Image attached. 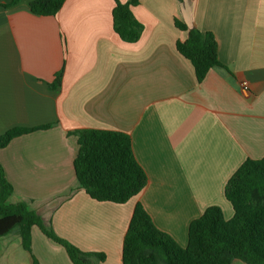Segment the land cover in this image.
<instances>
[{
    "label": "crops",
    "instance_id": "crops-1",
    "mask_svg": "<svg viewBox=\"0 0 264 264\" xmlns=\"http://www.w3.org/2000/svg\"><path fill=\"white\" fill-rule=\"evenodd\" d=\"M33 1L0 7V136L53 126L0 150L10 203H27L82 251L105 254L101 264H123L138 204L183 248L208 208L231 219L228 180L247 159L264 160V0H138L133 13L144 31L136 43L115 33L114 0H66L54 17L31 13ZM176 19L217 40L223 67L201 83L177 51L187 32ZM62 69L61 86L51 90ZM85 129L130 137L148 177L139 195L119 205L79 189V147L69 132ZM32 255L38 264H73L37 227ZM30 259L17 234L0 239V264Z\"/></svg>",
    "mask_w": 264,
    "mask_h": 264
},
{
    "label": "trees",
    "instance_id": "trees-1",
    "mask_svg": "<svg viewBox=\"0 0 264 264\" xmlns=\"http://www.w3.org/2000/svg\"><path fill=\"white\" fill-rule=\"evenodd\" d=\"M66 0H35L29 4L31 13L54 17ZM113 29L127 43L140 40L144 26L135 18L133 8L138 0L126 3L114 0ZM19 0H0V7L9 8ZM175 26L187 32L178 41V53L194 68L196 79L203 82L209 71L223 67L218 57V43L210 32L188 27L175 20ZM64 69L49 84L51 90L61 86ZM53 125L33 129L17 128L0 136V150L25 134L50 129ZM78 153L74 170L79 189L97 202L125 204L139 195L148 184V177L137 163L131 139L127 134L104 130H76ZM225 198L233 208V217L225 219L218 206L208 208L188 229V244L179 246L160 231L145 208L135 207L123 243V264H264V160L247 159L225 186ZM12 184L0 165V239L17 234L22 249L30 255V264H38L32 255V229L37 227L48 239L63 247L73 264H101L103 253L84 252L56 234L27 203H10Z\"/></svg>",
    "mask_w": 264,
    "mask_h": 264
},
{
    "label": "built area",
    "instance_id": "built-area-1",
    "mask_svg": "<svg viewBox=\"0 0 264 264\" xmlns=\"http://www.w3.org/2000/svg\"><path fill=\"white\" fill-rule=\"evenodd\" d=\"M244 88H245V89H247V87H246V86H244Z\"/></svg>",
    "mask_w": 264,
    "mask_h": 264
},
{
    "label": "rangeland",
    "instance_id": "rangeland-1",
    "mask_svg": "<svg viewBox=\"0 0 264 264\" xmlns=\"http://www.w3.org/2000/svg\"><path fill=\"white\" fill-rule=\"evenodd\" d=\"M24 256H26L25 254H24ZM14 259V258H13Z\"/></svg>",
    "mask_w": 264,
    "mask_h": 264
}]
</instances>
